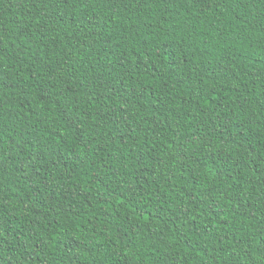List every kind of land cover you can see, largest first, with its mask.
Here are the masks:
<instances>
[{
  "label": "trees",
  "instance_id": "1",
  "mask_svg": "<svg viewBox=\"0 0 264 264\" xmlns=\"http://www.w3.org/2000/svg\"><path fill=\"white\" fill-rule=\"evenodd\" d=\"M0 264H264V0H0Z\"/></svg>",
  "mask_w": 264,
  "mask_h": 264
}]
</instances>
